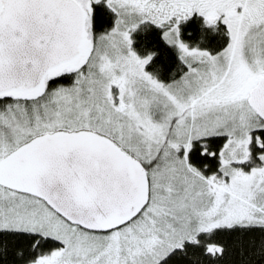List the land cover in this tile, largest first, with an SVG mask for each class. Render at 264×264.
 I'll return each mask as SVG.
<instances>
[{
	"label": "snow or ice",
	"instance_id": "obj_1",
	"mask_svg": "<svg viewBox=\"0 0 264 264\" xmlns=\"http://www.w3.org/2000/svg\"><path fill=\"white\" fill-rule=\"evenodd\" d=\"M0 264H264V0H0Z\"/></svg>",
	"mask_w": 264,
	"mask_h": 264
}]
</instances>
